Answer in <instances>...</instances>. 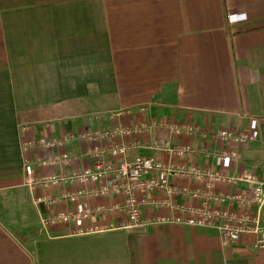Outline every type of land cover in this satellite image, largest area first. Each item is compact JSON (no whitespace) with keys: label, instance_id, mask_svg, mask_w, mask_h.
I'll use <instances>...</instances> for the list:
<instances>
[{"label":"crops","instance_id":"0c3cea01","mask_svg":"<svg viewBox=\"0 0 264 264\" xmlns=\"http://www.w3.org/2000/svg\"><path fill=\"white\" fill-rule=\"evenodd\" d=\"M181 123L198 130L170 128ZM128 125L146 128L80 138ZM220 129L250 139L222 140ZM64 135L63 146L41 143ZM116 144L124 156L109 153ZM234 149L223 167L216 154ZM94 152L104 164L148 156L170 169L163 188L139 196L142 224H128L114 173L67 178ZM243 172L264 188V0H0V264H264L252 234L224 244L213 226L160 220L210 203L211 191L241 194L210 206L264 225L253 183L208 187V173ZM52 174L66 178L45 184Z\"/></svg>","mask_w":264,"mask_h":264},{"label":"built area","instance_id":"2783aa9c","mask_svg":"<svg viewBox=\"0 0 264 264\" xmlns=\"http://www.w3.org/2000/svg\"><path fill=\"white\" fill-rule=\"evenodd\" d=\"M146 128L145 125H128L117 126L114 130H100L93 132H85L80 135V138L91 141H98L100 139L109 138L116 134H133L139 133ZM170 128L175 133H192L196 129L195 126L187 123L172 124ZM216 135L222 140H229L235 144L242 145L246 143L250 137L244 133H235L228 129H220ZM73 135H64L62 137L42 138L41 143H44L47 147L63 146L64 143L69 141ZM128 147L124 144L111 145L109 153L112 156H124L127 153ZM189 147H183L176 151L182 154ZM238 150H227L219 152L217 158L219 159L223 167H227L228 164L237 158ZM98 152H94L95 162L91 167L81 169L77 172H73L69 178L73 181H96L105 175L114 173L118 180L112 187V190L116 193H120L124 196V209L127 214L128 224L130 226H137L142 224L140 210V198L139 196L147 192L153 191L156 188H163L164 185L160 181V174L169 172V168H166L160 161L148 156H136L133 159H127L121 157L113 165L104 164L97 158ZM68 160V156L64 153L62 155H52L48 158L41 159V165H56L58 162ZM32 165H25V172L28 177V182L33 183L32 177ZM208 187L211 188L212 184L216 180H228L230 182H236L237 180H243L253 183L251 189V195L248 200L257 204L259 207L264 203V188L263 183L257 178V176L251 172H243L239 176L233 177L223 175L221 173H208ZM63 177L61 175L52 174L48 176L43 182L45 184H58L62 182ZM76 194H71L70 199L74 200ZM207 197L210 199V203H223L225 201H239L246 200L244 196L239 193H231L229 195H220L209 191ZM210 203L204 201L200 207L191 208L187 210L185 214L174 217L160 218L165 222H177L191 225L213 226L218 231L224 244L231 241H238L245 233L252 234L254 239L252 246L255 249L264 248V225L260 224L257 215L256 216H239L237 214L228 212L223 208H215L210 206ZM62 219H66L67 216H61Z\"/></svg>","mask_w":264,"mask_h":264},{"label":"rangeland","instance_id":"374dc122","mask_svg":"<svg viewBox=\"0 0 264 264\" xmlns=\"http://www.w3.org/2000/svg\"><path fill=\"white\" fill-rule=\"evenodd\" d=\"M21 237V239H22V241H29L28 240V238H30L31 237V234H29V235H27V236H20ZM29 248H30V250H31V246H29Z\"/></svg>","mask_w":264,"mask_h":264}]
</instances>
